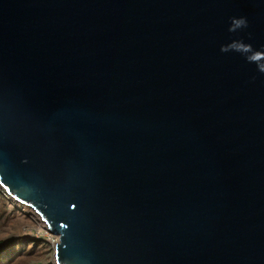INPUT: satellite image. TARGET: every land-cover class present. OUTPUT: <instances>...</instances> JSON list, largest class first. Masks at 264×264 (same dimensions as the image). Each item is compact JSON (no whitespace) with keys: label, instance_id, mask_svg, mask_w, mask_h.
Returning a JSON list of instances; mask_svg holds the SVG:
<instances>
[{"label":"water","instance_id":"1","mask_svg":"<svg viewBox=\"0 0 264 264\" xmlns=\"http://www.w3.org/2000/svg\"><path fill=\"white\" fill-rule=\"evenodd\" d=\"M0 187L56 264H264V0H0Z\"/></svg>","mask_w":264,"mask_h":264},{"label":"rangeland","instance_id":"2","mask_svg":"<svg viewBox=\"0 0 264 264\" xmlns=\"http://www.w3.org/2000/svg\"><path fill=\"white\" fill-rule=\"evenodd\" d=\"M11 205L0 189V264H55L58 236L46 231L38 217Z\"/></svg>","mask_w":264,"mask_h":264},{"label":"bare ground","instance_id":"3","mask_svg":"<svg viewBox=\"0 0 264 264\" xmlns=\"http://www.w3.org/2000/svg\"><path fill=\"white\" fill-rule=\"evenodd\" d=\"M0 189H2L1 187H0ZM3 190V189H2ZM4 194H5V196L7 197V199L11 202V207L10 208H13V209H17L18 211H20V212H22L23 214H29V215H31V216H36V217H38L37 219L38 220H40V221H42L41 219H40V217L31 209V208H28L27 206H23V205H21V204H19V203H17L16 201H14L13 199H11L5 192H4ZM41 223V222H40ZM42 223H43V225H44V229L46 230V231H48V232H50L49 231V229H48V227H47V225L42 221ZM58 240H59V237H58ZM58 243V242H57ZM55 241H54V243H53V245H54V247H55V245L57 244ZM53 258H54V261H55V254H53ZM55 264H56V262H55Z\"/></svg>","mask_w":264,"mask_h":264}]
</instances>
